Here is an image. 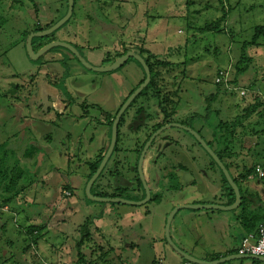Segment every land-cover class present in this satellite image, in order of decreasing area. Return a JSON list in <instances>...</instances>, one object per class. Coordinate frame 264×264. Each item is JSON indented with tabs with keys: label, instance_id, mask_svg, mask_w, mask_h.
<instances>
[{
	"label": "rangeland",
	"instance_id": "1",
	"mask_svg": "<svg viewBox=\"0 0 264 264\" xmlns=\"http://www.w3.org/2000/svg\"><path fill=\"white\" fill-rule=\"evenodd\" d=\"M35 1L33 5L31 0H0V16L7 19L0 27V159L5 160L0 163V172L6 170L9 178L18 170L24 172L20 178L16 175L14 189L6 195L0 191L2 202L6 197L20 193L10 205L21 218L18 223L17 220L13 223L11 213L0 218V264H64L68 257L75 260L80 253L87 257L89 252L99 251L100 247L105 251H110L108 248L111 247L113 252H117L116 243L124 247L129 243V236L135 233L138 235L135 236L134 247L127 252L120 250V260L127 264H133L134 259L139 264H154L155 259L162 257L167 258L168 264H177L171 257H178L183 261L166 241L167 220L173 211L168 214L167 205L170 206L175 197H169L170 200L166 199L165 204L158 208L150 203L145 208L101 204L90 199L91 204L111 206L116 213L123 211L125 218H131L133 212L132 219L138 225L129 223L126 226L125 222L116 224L113 221L112 231L99 235L97 218L90 227V237L83 231L87 222L85 202L89 197L86 185L73 184L78 175L90 170L91 159L108 150L112 135L110 118L117 116L131 92L143 80L144 72L134 59L112 72H94L61 47L50 50L41 60H32L26 49L31 33H26L35 28L53 27L68 12L67 0ZM74 1L71 19L43 43H69L82 50L84 58L98 67L105 65L104 60L106 64H112L129 48L136 52L144 49L160 60L176 64L172 74H165V81L157 93L140 95L123 116L117 154L107 168L113 175L106 185L109 193L116 192L112 185L119 160L130 154L133 158L154 128L152 117V121H147L146 117L137 121L136 126H140L141 131L132 125L130 127L136 110H150V115L154 114L158 110L159 99L169 97L173 123L196 129L191 117L205 115L208 99L217 94L210 105L214 111L220 110L213 116L217 127L213 130L210 144L219 149L214 135L223 136L224 130H220L218 125L227 121L226 116L233 112L234 106L240 110L235 109L237 116L233 120L244 113L242 107L246 104V107L253 105L256 99L264 103V38L256 43L254 40L255 28L264 26V0H100L104 3L103 9H96L100 7L97 2L90 4L87 0L81 4L80 0ZM90 50H94L91 51L92 57ZM53 57L64 58L66 63L69 60L71 66L68 63L60 66L55 62L51 66L57 70L39 66L43 62L49 64ZM65 68L69 69L67 79L59 85L60 79L57 78L65 73ZM221 70H226L234 91H226L224 84H216ZM54 72H57V78L53 77ZM48 73H51V88L38 83ZM11 82L20 88L8 95ZM56 87L68 88L72 98L70 108H74L72 114L65 113L67 127L59 131L55 126H43L45 122L52 121L55 114L52 112L41 117L36 106L41 88L51 92ZM254 92H260L262 96ZM22 97L27 99L21 100ZM232 103L237 105L233 104V109L229 110L227 106ZM260 119L259 114H255L238 128L234 150L238 153L237 158L249 157L247 147L252 140L256 141L252 131L255 128L261 131L254 125ZM233 120L228 119L227 122ZM165 133L177 141V144L169 143V151L194 174L198 185L195 189L207 193L210 202L207 205L224 202L225 192L230 191L224 181L225 176L197 140L178 127L168 128ZM78 134H84V137L74 136ZM247 138L252 140L246 142ZM162 141L158 139L151 150ZM257 159L249 157L252 163ZM204 161L209 165L205 170ZM135 163L136 160L131 159L129 165L134 167ZM207 174L209 176H205ZM217 176L221 178L219 186L216 184ZM100 181L94 188L96 193L101 191ZM67 184L72 186L73 196L67 195ZM172 184L180 185L177 181ZM135 196L124 199L133 201ZM31 225L40 226V238L37 245L30 246L28 250L24 239L27 237L26 228ZM157 233L161 239L157 238ZM160 250L162 252L158 255ZM113 252L111 255L115 257Z\"/></svg>",
	"mask_w": 264,
	"mask_h": 264
},
{
	"label": "crops",
	"instance_id": "2",
	"mask_svg": "<svg viewBox=\"0 0 264 264\" xmlns=\"http://www.w3.org/2000/svg\"><path fill=\"white\" fill-rule=\"evenodd\" d=\"M89 1H90V4H92V2H97L100 4V7H96V9H100V8L103 9L104 7L103 2H99L100 0H89ZM84 2L85 0H80L81 4ZM91 51L93 52L94 50H90V56L92 57L94 55ZM105 62L106 61L104 60V63ZM221 71H226V70H221ZM218 77H219V74L217 78ZM217 85H220V84H217ZM224 88L226 89V91H234V87L231 86V81H229L228 78H227V83L224 84ZM254 93L262 96L260 92H254ZM214 96L217 97V94ZM211 98H213V96ZM213 102L214 100H212V103ZM233 104L234 103L227 106V107H230L229 110L233 109ZM208 105H211V102L208 103ZM234 105H237V104H234ZM246 105L242 107V110H245L248 107V106L246 107ZM44 109L46 108L44 107ZM235 109L240 110L238 108H235L234 106L233 112L227 114L226 116L227 121L228 119L233 120V118L237 116L235 113ZM263 109L264 107H260L258 109V112L259 113L262 112ZM54 111H55V115L58 118L60 119L63 118L62 123H65V120H66L65 113L68 110L67 109L64 110L63 108H60L59 111L57 109H55ZM219 111H220L219 109H215V111H213L210 119L207 122H205L202 118H197L194 120V124L196 126L197 131H199L201 135L204 138H206L209 143H212L210 138H213V134H214L213 130L217 127V124H215L213 121L214 120L213 116L217 115ZM50 113L51 112L47 111L46 109L43 111L42 114L45 117L47 114H50ZM69 118L70 117L68 115V120ZM260 118L261 119L257 120L254 125H257L256 127L261 128L260 129L261 131H257L256 128L255 129L253 128L254 132L257 131L259 134L255 136L254 133H252L256 141H253L252 138L246 139V142H249L250 140H252L251 145L247 147L248 148L247 150H249L250 152V154H247V155H249V157L253 156L254 159L260 158L259 154L262 153V151L264 150V145L263 146L260 145V143L264 144V116H260ZM249 120L246 123H248ZM52 121L45 122L46 125L44 124L43 126L46 128L49 126L51 127L55 126L56 130L64 129L67 127L66 125H64L65 127L61 126L58 123L59 120L57 119H56V123ZM75 122H77V120ZM212 149L214 151L217 150L215 148H212ZM106 150L100 153L97 157L91 159V162H89V164L92 165L99 156L104 155L106 153ZM116 154L117 153L114 154V157ZM237 154L238 153H235L233 155L235 157H232L229 160L228 158H226L224 159V161L226 164L227 163L230 164L229 172L231 176L233 177V179H237V185L240 189V193L242 196V202H241L240 207L232 211L182 210L181 212L177 213V215L172 221L170 235H171L173 242L184 252H186L187 254L197 259H200L206 262H215V261H219L221 259L227 258V257L238 255V250L240 248L241 241L247 236L255 234L260 224L264 222V179L263 180L259 179L257 173L251 175L246 180H242L241 178V176L246 172L248 168L256 164L255 162H257V160H255L252 163V161H249V157L246 159L242 158V156L237 158ZM257 155L259 157H257ZM259 160L260 159H258V161ZM261 163L263 162L260 161L256 167L260 166L262 167V169H264L263 167L264 165H261ZM203 167H204L203 168L204 170L206 167H209L206 161H204ZM90 169H91V166H90ZM109 172L111 171L107 169L106 172L104 173L103 178H101V181H100L99 187L101 186L100 190L103 192L110 191V190H107V187L109 186L106 187L108 183V179H110L109 176L107 175V173ZM90 173L91 171L89 170V171H85L84 173H81L82 175L81 174L78 175L73 185H76V186L86 185L87 187V181L89 179ZM167 174L168 172L163 173L162 170L159 171V169L151 167V162L147 163L146 169H145V178L152 191V199H155V200H152L150 204L158 208L162 204H165L166 199L170 200L169 197H172V198L175 197V201H172L170 203L171 204L170 206L167 205L168 214L176 206H179V205H188V204L189 205H207V204H210L207 193L203 192V190L195 189L198 187V185H196L197 180L195 179L194 174L190 171V169L185 168L183 172L178 173V178H180L178 182L180 185H178V187L172 184L174 183L173 178H171V181L168 182ZM205 176H209V175L207 174ZM217 181H216V184L219 186V183L221 181V178L219 176H217ZM261 181L263 183H261ZM182 186H183L182 190H177L181 188ZM67 191L68 193L71 194V196H73L74 192L72 188H70V190H67ZM224 196H225L224 202H221L219 204H214V205L232 206L235 204L236 200L232 205L229 204L232 199V196L230 195V193L225 192ZM144 198L145 196L143 192L140 191L138 195V199L142 200ZM138 199L134 198L132 200L139 201ZM85 206H86L85 211H86L87 220H92L94 222L95 219L99 218V223L97 224L99 227L96 228V231L99 233V235H106L105 232L109 233L110 231H112L113 228L111 226L113 224V221L116 222V224L119 221L125 222L124 224L126 226L129 223H132L134 226L138 225L137 221L135 219H132L133 212L131 214V218H125L122 215L123 211L119 210V212L117 211L116 213V209H114L111 206L106 207L102 205H96L95 203L91 204V202L87 200L85 202ZM146 207L147 205L145 206V208ZM144 215H146V213H144ZM147 215L149 214L147 213ZM253 225L255 226V229L250 230ZM137 235L138 233L137 234L135 233L134 235L129 236L128 238L129 243L125 244L124 247L121 243L115 242L116 243L115 247L119 251L123 249H125V252L131 251L135 245V243L133 242L135 241V238H136L135 236ZM161 237L162 236L159 233H157V238L161 239ZM108 249L110 251L103 250V247H100L99 251L92 250V252H89V255L86 258L94 260V261L98 260L99 263L102 262L101 264H127L125 260L119 259V251L113 252V248L111 247ZM162 249H164V247H162ZM111 251L114 253L115 257L111 255ZM161 252L162 250H160L157 254L160 255ZM80 255L81 253L78 255V257L75 260L72 257H68V259H72V260L69 261L67 259V261L64 264H76L77 261H79L78 259ZM176 258L177 259H174L173 257H171V260H173L177 264H193V263L186 261L184 258H183L184 259L183 261L178 259V257ZM180 258L182 257L180 256ZM166 259L167 258L159 257L158 259L154 260V264H158L159 261H162L164 264H168ZM254 261L255 260H252V259H240V260H233L230 262H226L224 264H255ZM133 264H139L138 260L134 259Z\"/></svg>",
	"mask_w": 264,
	"mask_h": 264
},
{
	"label": "water",
	"instance_id": "3",
	"mask_svg": "<svg viewBox=\"0 0 264 264\" xmlns=\"http://www.w3.org/2000/svg\"><path fill=\"white\" fill-rule=\"evenodd\" d=\"M68 2H69V5H68L69 8H68L67 15L63 19H61L56 25H54L50 29H47L44 31H39V32H33L29 35L27 43H26V49H27V53H28L29 57L32 60L36 61V60L40 59L42 56H44L46 53H48L50 50H52L54 48L61 47V48H65L68 51H70L86 69L94 71V72H100V73L112 72V71H115V70L123 67L130 59H134L142 65V67L145 71V74H146V80L144 81V83L142 85H140V87L137 88L136 91L127 99V101L124 103V105L122 106L119 113L117 114V116L114 119V122L112 125V135H111V141H110L109 148H108L107 152L105 153L104 158H103L99 168L97 169L94 176L90 179V181L88 182L87 187H86V193H87V196L89 197V199H91L94 202L101 203V204H104V203L124 204V205L137 206V207L138 206H140V207L146 206L148 203L152 202V200H153L152 199V191H151V189H150V187L146 181V178H145V175L143 172L144 159H145L146 155L148 154V151L152 148L153 143H155L157 141L158 135H160L164 130L171 128V127H178V128L184 129L186 132H188L190 135H192L197 140L199 145L208 153V155L214 161V163H216L218 165V167L222 171L223 175L225 176L228 184L230 185V187L234 191V194L236 197V202L232 206L189 205V204L176 206L173 209V211L170 213L168 220H167V225H166V241H167V243L178 253V255H180L186 261L193 263V264H224L226 262H230L233 260H240V259H252V260H256V261H260V262L264 263L263 257L241 256V255H234V256L227 257V258L221 259L219 261H215V262H206V261L197 259V258L187 254L186 252H184L182 249H180L173 242L171 235H170L171 224H172L173 219L177 215V213L181 212L182 210L232 211V210L239 208L241 205V202H242V196L240 193V189H239L238 185L236 184V182L234 181L233 177L231 176L229 170L226 168L223 161L217 156L215 151L209 146L208 142L201 135V133H199V131H197L191 127H187V126H184L181 124H176V123L175 124H169L165 128H162L160 131L156 132L152 136V138L148 141V143L146 144V146H145V148L141 154L139 167H138L140 180H141V184H142V190H136V194H137L136 196L137 197L135 196V198L138 199V195H139L140 191H142L144 196H145V198L143 200L138 199L139 201H130V200H127V199H124L121 197L108 198V197H99V196L92 195V188H93L94 184L96 183L98 178L101 176V174L103 172L105 173L106 167L109 165V162L111 161L112 157L115 154L114 151H115V148L118 144L119 125H120L121 119L123 118L124 114L127 112L128 108L131 106V104L144 91V89L150 84V82H151V71H150V68L148 67L147 63L145 62V60L136 51H133V50L127 51L126 54L121 56L113 64H111L110 66H106V67H98V66H95V65L89 63L84 58L83 54L80 53L73 45H71L69 43H65V42H58V41L51 42L47 46L43 47L39 52L36 53L34 51V47H33L34 38H44V37L52 35L53 33L58 31L63 25H65L71 19L72 15H73V11H74V0H68ZM11 93L12 94L16 93L15 85H12ZM162 146H163L162 142L158 143L156 145V148L154 150H151V152L152 153L159 152L162 149ZM182 189H183V186L177 190H182Z\"/></svg>",
	"mask_w": 264,
	"mask_h": 264
},
{
	"label": "trees",
	"instance_id": "4",
	"mask_svg": "<svg viewBox=\"0 0 264 264\" xmlns=\"http://www.w3.org/2000/svg\"><path fill=\"white\" fill-rule=\"evenodd\" d=\"M6 21H7V19H5L4 17L0 16V27L3 26ZM220 21L221 20H219V22ZM48 28L50 29L51 26H48L46 28H39L36 31H44V30H46ZM30 33H32V32L29 31L26 34L29 35ZM51 36H54V33L52 35L47 36V37H44V38H34L33 45L39 44L41 42H44V41L48 40ZM262 37L264 38V26L263 25L262 26H257L255 28V36H254L255 43H256V41L258 39H260ZM127 51H129V50H125V53L124 54H126ZM137 53L145 60V62L147 63V65H148V67L150 68V71H151V82L144 89V91L140 95H147L150 92H152L153 94L154 93H157V91L160 89L161 83L163 85V82L165 81V74L166 75L172 74L176 70V64H173V63H171L169 61H166L164 59H161L160 60V59H158L157 56L149 53L148 51H146L144 49H140ZM124 54H122L121 56H123ZM144 54H146L147 57L144 56ZM131 60H133V59H131ZM106 63L107 62H105V65H110L111 64V63L110 64H106ZM137 64L141 67V69L144 72V78L139 83V85L137 87V88H139L140 85H142L144 83V81L146 80V74H145V71H144L142 65L139 62H137ZM64 65L66 66L65 63H64ZM174 67H175V70H174ZM67 73H66V76H67ZM220 85H223V84H220ZM17 88H19V86H17ZM136 89L133 90L130 95H132L136 91ZM216 98H217L216 96H213V98L208 99V103H210V102L212 103V100H215ZM159 103L161 105H164L165 104L166 107H168V105H169V108L172 107V103L170 102L169 99L166 100V99H161L160 98L159 99ZM260 107H264V103H262L261 101H259L258 99H256V101L254 102V104L253 105H249L245 109L244 113L240 117H237L236 119H234L232 122H229V123L228 122H223V121H221L219 123L218 127H219L220 130H224V134L221 137H218V136L215 135V140H216L217 145H218V148H219V149H217L215 151V153L223 161V163L225 164V166H226V168L228 170L230 168V164H228V163L226 164L225 161H224V159H226V158L230 159L232 157H235V156H233L235 154L233 150H235V146H236L235 136L237 135L238 128L240 126H242L245 122H247L255 114H259L260 116H264V111H263L264 109L262 110V112H260V113L258 112V109ZM172 110H173V108H172ZM213 111L214 110L211 108V106L208 105V107L206 109V112H205V115H195V116H193L191 118H192V120H195L197 118H202L205 122H207L210 119L211 114L213 113ZM112 124H113V122H111V127H112ZM187 126H189V125H187ZM252 133H254L255 136L259 134L257 131L254 132V130L252 131ZM1 147H2V145H0V149H1ZM114 152L115 153L117 152V146H116ZM259 156H260V158H258V159H260V160L258 161V159H257V162H255L256 164L252 165L250 168H248L246 170V172L241 176L242 180H246L251 175L256 174V168H257L256 166L259 164L260 161H264V150L262 151V153L259 154ZM259 156L257 155V157H259ZM103 158H104V155L99 156L98 157V160H96L91 165V169H90L91 173L89 175V179L87 181V184L90 181V179L94 176V174L96 173V171L99 168V166H100ZM3 160L4 159H0V163H2ZM261 164H263V163H261ZM107 168H108V166L106 167L105 170H107ZM23 174H24V172L22 170H18V173L15 174V176H13L11 174L10 175V178H9V175L7 174L6 170L4 172H0V191H1V193H3L4 195H6V193H8L10 190L14 189L15 188V177H16V175H18V178H20L21 175H23ZM107 175L109 176V178L113 176L111 172L107 173ZM103 176H104V172L101 174V176L98 178V180L94 184V186L92 188V195L99 196V197H108V198H116V197H119V195L116 192L115 193H109L107 191H105V192L100 191L99 193H96L94 191V188L97 185V182H99V180H101V178H103ZM114 176H115V174H114ZM167 177H168V180H169L168 182L171 181V178H173L174 181H177V182H179V180H180L178 178V176L176 174L172 173V172H170ZM224 181H225L226 185L229 187V190H230L229 193L232 196L231 202L229 204L232 205L235 202L236 197H235V194H234L233 189L228 184L226 178H224ZM234 181L237 184V179H234ZM65 188H66V190H70L71 187L68 185V187L66 186ZM20 192H22V190ZM19 194L20 193L17 192L16 195H13L11 197H6V199H4L3 202L0 201V209H1L0 210V218H4V216L7 214V213L3 212L2 209L4 207H8L10 209V213H11L10 215H11L12 221L13 220H15V221L17 220V223H18V221L21 222V218H20L19 212H17V210H15L14 207L10 205V204H12L17 199V197L19 196ZM87 200L88 201H91L88 198H87ZM153 200H155V199H153ZM252 219H254V218H252ZM13 223H14V221H13ZM92 224H93V221L92 220H87L86 224L82 228L83 231H85L87 233L88 237H90V232L89 231H90V227L92 226ZM253 229H255V226L254 225L251 227L250 230H253ZM39 231H40V226H33V225H31V226H28L26 228V234L25 235L27 237H25L24 243L25 242L27 243V249L28 250L30 249V246L37 245V239L40 238L39 237L40 236L39 235L40 234ZM85 263L86 264H101L99 262H95L94 260H91V259L86 258V256H84V255H80L79 256V261L76 264H85ZM254 263L255 264H264V263L259 262V261H256V260L254 261Z\"/></svg>",
	"mask_w": 264,
	"mask_h": 264
},
{
	"label": "flooded vegetation",
	"instance_id": "5",
	"mask_svg": "<svg viewBox=\"0 0 264 264\" xmlns=\"http://www.w3.org/2000/svg\"><path fill=\"white\" fill-rule=\"evenodd\" d=\"M33 1V5L36 4V1L35 0H31ZM85 2H87V0H85ZM104 4V3H103ZM67 5H69V2L67 0ZM107 5V4H105ZM74 6H75V1H74ZM41 8V7H39ZM69 8V6H68ZM68 13V12H67ZM67 15V14H66ZM65 15V16H66ZM64 16V17H65ZM63 17V18H64ZM62 18V19H63ZM38 30V28L34 29L32 31L33 32H39V31H36ZM51 42H54V41H49L48 43H39V44H35L33 45L34 47V51H35V47H37V50L35 51L36 53L39 52L43 47L47 46L49 43ZM75 47V46H74ZM80 53H82V50L78 49L77 47H75ZM133 49V48H132ZM127 50H131L130 48L127 49ZM3 51V50H2ZM1 52V51H0ZM125 53V52H124ZM123 53V54H124ZM127 53V52H126ZM47 54V53H46ZM45 54V55H46ZM72 54V53H71ZM44 55V56H45ZM73 55V54H72ZM44 56H42L39 60H41ZM77 59V58H76ZM61 60V62H59ZM71 60V59H70ZM52 62H56L55 64L56 65H59L60 63V66H62V64L64 65L67 64L68 66H71V61L69 62V60H67V63L65 62L64 58H51L50 59V62L49 64L45 65L46 63H42L40 64L39 66L40 67H45V68H48L50 70H55L56 68L55 67H52L51 65H53L54 63ZM115 62V61H114ZM113 62V63H114ZM112 63V64H113ZM70 64V65H69ZM103 66H108V65H102ZM57 70V69H56ZM67 71L69 72V69L68 68H65V73H63L61 75V77H58L57 78V75L56 73L54 72L53 73V77L57 78V79H60V83L59 85H62V80H66L67 77H66V73ZM49 74L51 73H48L46 77L42 78L40 81H38V83H40L39 85L41 86H46L47 88H51L53 87V85H51L50 83L52 82V79H51V76L49 77ZM12 82L9 83V86L11 89L8 90V95L10 94L11 90H12ZM56 86V84H55ZM15 88H16V92L17 90H19V88H17V85H15ZM68 88L67 87H61V88H57L55 90H52L51 92H47L45 90V88H41L40 89V93L38 94V99H37V109L39 110L40 114H41V117L43 116L42 113L44 110L47 109V111L49 112H53L55 114V109L58 110L59 107H62L64 110L67 109L68 112H70L72 114V110L74 111V108H70V105H71V95L68 93ZM131 95H129L130 97ZM128 97V98H129ZM127 98V99H128ZM24 99H27V98H21V100H24ZM169 99V97H168ZM166 99V100H168ZM124 105V104H123ZM122 105V106H123ZM44 107L46 109H44ZM132 106H130L131 108ZM40 108V109H39ZM99 109V107H97ZM49 109V110H48ZM150 110H144V109H138L135 111V114H134V117L133 119L130 121L129 123V126L131 127H134L135 129H138L139 131H141L140 129H142L140 126H136L137 124V121L138 120H141L142 117H146V120L147 121H152L151 120V117L153 118V122H154V128L151 129V131L148 133V135L146 136V139L145 141L143 142V144L141 145L142 147L135 152L134 154V157L132 158L131 155H126L124 157L123 160H119L118 164L116 165V168H115V172H116V180L115 182L113 183L114 185H112V187L114 186L115 187V190H116V193L119 195V197L121 196V198L123 197H130L132 198L133 196L137 195L136 194V190H141L142 189V184H141V180H140V175H139V171H138V167H139V162H140V158H141V154L146 146V144L148 143V141L152 138V136L160 131L162 128H165L167 125L169 124H175L173 123V119H172V112H171V108H169V105L168 107L164 105H161L160 103L158 104V110L154 113V114H151L150 115ZM119 113V112H118ZM125 115V114H124ZM146 115V116H144ZM56 119L59 120L60 122L63 121V118H58L56 115L54 117V120L52 122H55L56 123ZM115 119V118H114ZM114 119L113 118H110V124L111 122H114ZM123 119V118H122ZM121 119V121H122ZM139 122V121H138ZM121 123V122H120ZM66 126H67V123L65 121ZM178 124V123H176ZM193 124V122H192ZM113 125V124H112ZM182 125V124H181ZM186 124H184L185 126ZM120 126V125H119ZM65 127V126H64ZM187 127H190V126H187ZM192 128L194 126H191ZM59 128V127H58ZM195 129V127L193 128ZM60 129H58L59 131ZM167 130V129H166ZM164 130L160 135H158L157 137V140L158 139H161V140H164L162 141V149L159 151V152H155V153H152L151 152V149L148 151V154L146 155L145 159H144V162H143V172H144V175H145V169H146V165L147 163H149V160L151 159V167L155 168V167H158L159 171L162 170L163 173L165 172H168V174L170 172L178 175V173L180 172H183L185 170V167L184 165L181 164L180 161L177 160V157H175L172 153H170L169 151V143L170 144H177V141H174L172 140L171 137H168V135H166L165 131ZM196 130V129H195ZM200 133V132H199ZM84 134L80 135H74L75 137H84L83 136ZM69 137V136H67ZM172 140V141H171ZM206 140V139H205ZM169 141V142H168ZM207 141V140H206ZM118 142H119V138H118ZM168 142V143H167ZM208 142V141H207ZM154 144V143H153ZM199 144V143H198ZM209 146L211 148H213L211 146V144L208 142ZM139 147V146H138ZM117 153V152H116ZM105 155V154H104ZM124 156V155H123ZM133 159V161L136 160V163L134 164V167H131L129 165L130 163V160ZM125 163V165H124ZM109 166V165H108ZM129 173H131L133 176L129 175ZM167 174V175H168ZM111 187V188H112ZM113 187V188H114ZM143 200V199H142Z\"/></svg>",
	"mask_w": 264,
	"mask_h": 264
},
{
	"label": "built area",
	"instance_id": "6",
	"mask_svg": "<svg viewBox=\"0 0 264 264\" xmlns=\"http://www.w3.org/2000/svg\"><path fill=\"white\" fill-rule=\"evenodd\" d=\"M217 84H226L227 83V72L221 71L219 77L216 79ZM242 96H245V92H240ZM256 173L259 179H264V169L258 166ZM68 196H71L70 193H67ZM1 210V209H0ZM5 213H10L8 207L2 209ZM238 255L241 256H258L264 258V222L260 224L257 231L253 235H249L241 241L240 248L238 250ZM86 264V263H85ZM158 264H164L162 261H159Z\"/></svg>",
	"mask_w": 264,
	"mask_h": 264
}]
</instances>
